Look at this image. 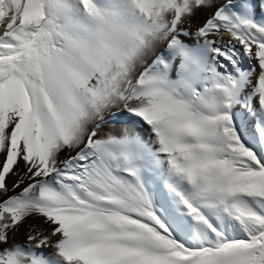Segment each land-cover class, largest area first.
Returning a JSON list of instances; mask_svg holds the SVG:
<instances>
[{
	"label": "snow or ice",
	"instance_id": "6c2138e0",
	"mask_svg": "<svg viewBox=\"0 0 264 264\" xmlns=\"http://www.w3.org/2000/svg\"><path fill=\"white\" fill-rule=\"evenodd\" d=\"M0 264H264V0H0Z\"/></svg>",
	"mask_w": 264,
	"mask_h": 264
}]
</instances>
